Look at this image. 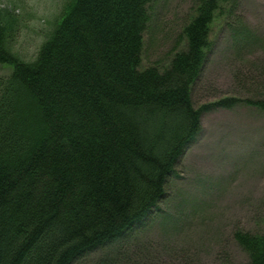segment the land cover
<instances>
[{"label": "trees", "instance_id": "1", "mask_svg": "<svg viewBox=\"0 0 264 264\" xmlns=\"http://www.w3.org/2000/svg\"><path fill=\"white\" fill-rule=\"evenodd\" d=\"M154 2L72 0L32 63L13 52L20 22L0 7V64L12 67L0 76V264H78L122 239L161 211L205 113L264 111V97L193 101L217 23L235 55L264 51L238 0H200L184 49L141 69ZM235 239L264 264V232Z\"/></svg>", "mask_w": 264, "mask_h": 264}, {"label": "rangeland", "instance_id": "2", "mask_svg": "<svg viewBox=\"0 0 264 264\" xmlns=\"http://www.w3.org/2000/svg\"><path fill=\"white\" fill-rule=\"evenodd\" d=\"M71 1L0 0V7L10 9L20 22L13 52L34 62ZM199 1L155 0L141 69L165 68L184 49L182 31ZM237 9L250 28L264 36V0H238ZM212 39V51L193 90L195 106L230 96L263 98L264 51L235 55L230 28L223 22L214 26ZM11 72L12 67L0 64V76ZM202 126L161 211L78 264L249 263L235 234L264 232V111L249 106L221 109L205 113ZM162 214L168 216L165 226Z\"/></svg>", "mask_w": 264, "mask_h": 264}]
</instances>
